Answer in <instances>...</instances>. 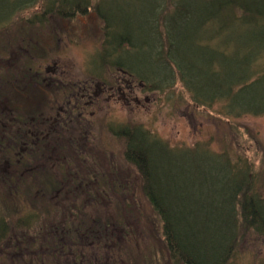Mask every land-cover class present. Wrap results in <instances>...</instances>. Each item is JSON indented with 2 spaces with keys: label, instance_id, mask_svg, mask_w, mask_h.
<instances>
[{
  "label": "rangeland",
  "instance_id": "obj_1",
  "mask_svg": "<svg viewBox=\"0 0 264 264\" xmlns=\"http://www.w3.org/2000/svg\"><path fill=\"white\" fill-rule=\"evenodd\" d=\"M23 1L28 6L38 2L0 0V70L3 67L11 69L13 90H17L18 83L30 90L23 92L22 97H14L15 104L7 105V100L2 99L4 92L1 89L0 107L6 111L17 110L15 107L21 104L17 111L24 117L36 111L35 115L43 118L44 121L25 126L31 134L45 136L44 142L35 141V147L27 149V166L39 174H51L58 182V188L49 196L45 194L48 196L45 200L34 201L41 216L32 230L21 231L12 226L10 237L0 243V264H124V250L132 243L134 251L150 252L158 246L150 234L153 211L141 199V194L138 196L139 178L120 154L125 143L115 138L118 130L129 124L136 125L141 131L151 132L148 134L151 137L143 136L146 138L144 145L152 153L156 174L163 188H174L182 179L177 171L181 162H166L163 155L157 153L161 142L173 147H186V144L208 132L209 136H213L216 148L226 142L223 138L226 132L236 149L244 151L254 162L264 182V115L236 118L243 124L242 127L236 125L239 130L232 131L236 132L232 137L223 120L215 117L218 113L214 111L219 103L211 109L200 106L197 111L186 102L187 97L177 99L168 90L149 91L140 86L137 79L120 71L108 70V62L101 60L105 49L102 45V22L95 20L92 11L82 17L76 16L69 23L49 15L51 19L41 30H58L62 39L58 40V44L45 39L43 47L37 48L27 58L30 49L20 41L35 32L32 23L36 14L41 15L43 8L40 0L21 12L18 8ZM201 1L179 0L175 6L174 0H97V3L117 25L121 36H117L115 41L121 42V38L127 35L137 46L135 50L123 51L119 48L116 60L131 74L146 77L149 83L160 85L173 79V75L171 78L168 76L170 71L159 67V64H165L164 59L155 56L159 46L158 34L162 29L156 28V22L152 20L166 19V28L170 33L191 36L197 31L198 41L192 46L191 56L180 64V72L183 82L190 86L205 85L208 91L213 82L240 81L252 71V59L261 53L257 50L264 44V32L255 28L251 36L249 26L241 20L209 21L206 19L208 12L202 9L196 14L188 11L187 5ZM238 26L241 29L245 27L254 39L249 41L243 34L232 35ZM204 32H213L214 40L211 48L202 51ZM37 41L40 38L35 37L34 42ZM212 52L215 56L211 62L208 57ZM28 63L33 65L27 76L33 87L20 78L22 66ZM12 69L16 71L18 83L13 78ZM87 70L91 76H86ZM216 72L223 79L216 78ZM117 76L128 79L131 84L120 82L124 92L112 94L107 87H103V82ZM37 82L39 84L33 85ZM77 83L89 86L87 91L80 86L75 87ZM178 86L175 80L173 90L176 91ZM94 89L96 95L92 94ZM119 124L123 126L119 127ZM0 132L3 136L2 129ZM183 162V168L197 165L203 170L201 178L195 174L200 185L193 195L205 199L200 208L205 215L215 205L206 200L210 197L207 185L221 178V173L206 162L189 158ZM5 163L0 153V186L3 184V172L12 175L14 170L25 171L27 167L19 168L13 162H8L7 166ZM187 174H192V170ZM175 193L178 191L174 189L166 192L172 196ZM49 201L51 204L47 206ZM69 234L83 238L69 240ZM136 256L134 252L132 257ZM130 259L133 261V258ZM154 261L158 262L153 259V264ZM161 262L163 259L160 258ZM227 264H264V237L256 234L247 236Z\"/></svg>",
  "mask_w": 264,
  "mask_h": 264
},
{
  "label": "trees",
  "instance_id": "obj_2",
  "mask_svg": "<svg viewBox=\"0 0 264 264\" xmlns=\"http://www.w3.org/2000/svg\"><path fill=\"white\" fill-rule=\"evenodd\" d=\"M41 1L43 12L41 11V15L36 14L32 23L33 30L36 29L35 32L28 38L23 37L20 41L29 47V55H33L37 48L43 47L45 39L57 43L62 38L60 33L57 35L58 30H41L51 19L49 15L69 23L76 16L82 17L92 11L95 20L102 22L101 29L104 36L102 45L105 49L101 60L108 62V70L121 69L131 78L137 79L149 91L168 90L167 92L177 99L187 97L186 101L193 102L191 105L197 111L200 106L211 109L215 103H219V107H216L214 111L218 113L215 117L223 120L232 137H235L236 133L232 131L239 130L236 125H240V122L235 120L236 118L264 115V64H261L264 61V44L257 50V53H261L252 59L250 73L240 81L213 82L207 91L205 85V87L190 86L183 82L180 72V64L185 63L191 56L192 46L198 41L197 31L191 36L180 35L176 32L170 33L166 28V19H153L152 22H156V28L162 29V32L158 34L159 46L155 51V56L158 59H164L165 64H159V67L161 69L165 67L167 72H171L170 75L168 74L169 78L173 75L171 82L167 80L157 85V83H149L146 77L131 74L116 60L119 48L123 51L135 50L137 46L131 36L127 35L121 38V42L115 41L117 36H121L118 34L117 25L109 17L108 12L101 8L97 0ZM38 2H34L33 5ZM25 3V1L21 2L19 11L31 8ZM178 3L179 0H174L173 6ZM187 6L188 11L193 14L200 12L199 9L208 12L206 19L209 21L241 20L244 25L249 26L251 36L255 28L264 32V0H202ZM193 17L194 15L190 17L191 20ZM95 27L97 28L96 24ZM235 29L232 35L243 34L249 41L254 39L248 35L245 27L241 29L238 26ZM35 37L40 38V41L34 42ZM213 40V32H204L202 51L211 48ZM221 52L222 50L219 54ZM214 56L215 53L212 52L208 60L214 61ZM23 69L28 71L31 67L24 64ZM216 78L223 79L222 75L217 72ZM175 80L181 85L176 91L172 88ZM109 82L113 84L112 81ZM13 87L14 83L10 74L6 72L3 74L0 71V91L3 90L2 99L7 100V105L15 104L10 98L12 92L16 94ZM15 108L19 110L20 106ZM17 110L6 111L0 107V120L2 121L0 129L3 133L2 136L0 132V153L7 166H9L8 162H13V165L21 168L26 167L28 163V157L25 156L27 149L35 147V141L44 142L45 136L31 134L32 132L25 126L35 120H31L28 115L24 117ZM120 125L122 124H119V127ZM11 127L14 129L12 130ZM118 132L115 138L125 143L120 154H123L124 160L131 165L139 178L138 196L141 194V199H144L153 211L154 215L150 219L152 223L150 234L158 243V246L150 252L134 251L132 247L135 245L132 243L128 249L124 250L126 253L124 264H147L148 262L153 264V259L158 261H154V264H227L234 253H237L239 243L247 236L256 234L264 237L263 177L261 178V172L256 170L254 162L247 157L246 153L236 149L235 143L226 132L223 135L226 142L217 148L214 147L213 136H209V132L201 138L194 139L191 144H186V147H173L160 141L161 145L157 153L162 154L166 162H181L177 171L182 181H178L179 183L174 188L162 187V181L156 174L152 153L144 145L146 138L143 136L151 137L148 135L151 132L141 131L134 124H129L124 129L120 128ZM187 158L206 162L221 173V178L210 181L207 185L206 190L209 191L210 197L206 200L212 201L215 205L205 215H202L200 211L205 199L193 195L199 184V179L195 174L200 176L203 170L197 165L183 168L185 165L183 161ZM190 170L192 174H187ZM22 171L14 170L12 175L3 172L1 176L3 184L0 186L2 189V192L0 191V243L10 237L12 226L16 230H32L34 223L41 216V211L34 201L36 199L45 200L58 188V182L51 174L46 172L39 174L29 166L23 171L24 175ZM33 172L36 176L32 175ZM171 189L177 190L178 193L173 196L166 194ZM186 190L189 192L186 193ZM33 196L36 197L33 198ZM50 204L49 201L47 206ZM67 237L69 240L74 237L75 239L83 238L75 234H69ZM44 245L48 246L47 243ZM134 252L136 257H132ZM130 258H133V261ZM160 258L163 259V263H159Z\"/></svg>",
  "mask_w": 264,
  "mask_h": 264
}]
</instances>
